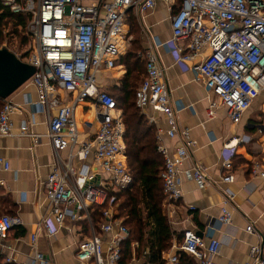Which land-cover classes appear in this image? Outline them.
<instances>
[{
  "label": "built area",
  "instance_id": "obj_1",
  "mask_svg": "<svg viewBox=\"0 0 264 264\" xmlns=\"http://www.w3.org/2000/svg\"><path fill=\"white\" fill-rule=\"evenodd\" d=\"M159 2L170 6L172 37L159 46L154 42L145 53L147 76L136 93V106L149 124L156 126L157 150L165 162L161 174L164 195L167 202H178L182 200L179 176L191 158L189 150L195 141L190 130L180 129L176 120L158 48L171 52L175 64L192 71L196 81L218 98L231 122L239 124L264 92V0H2L3 7L12 14L30 17L25 32L31 42L29 51H23L24 56L27 52L29 56L13 52L5 44L0 49L9 50L36 69L28 83L38 93L35 106L47 116L45 137L56 158L44 189L49 211L31 238L33 249L39 233L44 231L54 237L66 220H86L90 236L78 242V263L120 264L122 243L129 237V230L114 219V199L110 200L99 229L89 212L91 206L104 205L109 193L127 188L133 180L125 154L122 112L115 99L101 89L98 77L113 71L116 62L126 53L128 21L132 17L139 21ZM173 8L176 10L172 11ZM85 101L95 105L99 129L93 138L79 143L75 110ZM17 110V106L6 101L0 112V137L15 136L11 116ZM148 111L162 114L169 129H160L157 119ZM207 114L215 117L214 104ZM164 133L170 139H179L180 145L173 154L162 143ZM18 135L37 143L42 138L33 134L27 124L20 128ZM249 141L247 137H234L224 145V184L234 183L232 159L239 146ZM68 149L73 151L69 160L63 162L60 153ZM76 159L96 162L106 182L99 184V188L81 186L80 178L93 181L94 176L87 169L78 172L73 164ZM9 170L10 163L0 157V172ZM190 172L196 182L206 181L202 166L196 165ZM253 174L264 179L260 164L254 165ZM0 186H4L3 181ZM224 195L218 224L230 226L234 216L230 202L234 196L229 189H225ZM22 225L20 218L0 216V241H6L9 232ZM246 230L252 232V227ZM136 247L138 243H133V249ZM220 249L219 241L207 243L195 231L187 230L183 242L179 245L173 242L164 260L165 264H180L179 253L183 252L198 264H217L214 258ZM4 250L12 251L10 247H0V258L5 264L14 263L11 256H3ZM250 252L256 264H264V249L252 247ZM133 263L143 264L135 260Z\"/></svg>",
  "mask_w": 264,
  "mask_h": 264
},
{
  "label": "crops",
  "instance_id": "obj_2",
  "mask_svg": "<svg viewBox=\"0 0 264 264\" xmlns=\"http://www.w3.org/2000/svg\"><path fill=\"white\" fill-rule=\"evenodd\" d=\"M170 15V6L159 2L153 11L137 20L144 35L146 52L154 42L159 46L171 39ZM158 53L178 125L180 129L190 130L195 141V146L189 150L191 158L184 164L179 176L182 200L165 201V212L175 235L173 242L181 244L183 239L180 243L179 237L182 238L185 231L193 230L207 243L212 240L221 243L220 252L214 258L217 264H256L250 250L252 247L264 249V179L255 176L253 168L258 163L264 170V102L261 100L264 92L244 114L242 121L235 125L227 117L218 98L204 84L196 81L192 71L175 64L172 53L163 47L158 48ZM205 54L209 52L206 50ZM124 74L125 70L121 69V76L115 80L118 81ZM103 75L100 86L108 91L105 85L110 80L106 74ZM7 101L17 106L18 110L11 116L15 136L0 137V157L10 163L9 171L0 172V181L4 182V186H0V216L20 218L23 225L12 229L6 241H0V247L12 249L4 250L3 256H11L14 259L11 264H79L76 260L78 242L90 236L86 220L76 222L68 219L57 235L49 237L43 231L37 236L36 248L31 246L37 225L49 211L44 189L55 168L56 158L45 137L48 132L47 116L35 106L38 101L36 88L28 83ZM212 104L215 105V117L210 118L207 112ZM96 114L92 101L76 106L79 143L90 140L97 133L99 123ZM148 114L154 115L160 129H169L162 114L151 111ZM24 124L29 125L33 134L42 136L38 143L18 135ZM151 126L157 134L156 126ZM234 137H247L250 141L237 149L232 159L235 181L226 185L223 183L226 173L223 150L224 145ZM162 143L171 154L180 145L179 139H170L165 133ZM72 151L68 149L60 153L61 160L68 161ZM73 164L78 172L87 169L89 175L94 176L93 181L80 178L81 186L99 188V184L106 182L105 174L93 160L81 162L76 159ZM196 165L205 170L206 181L203 183L196 182L190 172ZM225 189H229L234 196L230 202L234 214L230 226L218 224ZM249 226L252 232H247ZM169 252L164 257L167 258Z\"/></svg>",
  "mask_w": 264,
  "mask_h": 264
},
{
  "label": "trees",
  "instance_id": "obj_3",
  "mask_svg": "<svg viewBox=\"0 0 264 264\" xmlns=\"http://www.w3.org/2000/svg\"><path fill=\"white\" fill-rule=\"evenodd\" d=\"M1 2L0 45L4 43L8 28L18 36L22 48L29 45L30 39L22 35L30 20L29 15L12 14ZM143 43V37H137L132 43L133 49L116 62V67L123 68L125 74L118 80V87L108 92L122 112L125 154L133 180L127 188L109 193L104 205H93L89 209L93 224L99 229L105 221L103 214L110 207V200L114 199L113 207L117 209L114 219L129 230V237L122 243L120 264H135L134 260L143 264H165L164 255L171 250L175 237L164 210L166 197L161 174L165 162L157 150L154 127L136 106V93L147 76ZM5 104L0 100V112ZM182 239L179 237L180 243ZM133 243H138V247L133 249ZM179 255L180 264H198L183 252ZM0 264H4L3 258H0Z\"/></svg>",
  "mask_w": 264,
  "mask_h": 264
},
{
  "label": "water",
  "instance_id": "obj_4",
  "mask_svg": "<svg viewBox=\"0 0 264 264\" xmlns=\"http://www.w3.org/2000/svg\"><path fill=\"white\" fill-rule=\"evenodd\" d=\"M36 69L7 49H0V100L6 102L28 84ZM202 236V235H201Z\"/></svg>",
  "mask_w": 264,
  "mask_h": 264
},
{
  "label": "rangeland",
  "instance_id": "obj_5",
  "mask_svg": "<svg viewBox=\"0 0 264 264\" xmlns=\"http://www.w3.org/2000/svg\"><path fill=\"white\" fill-rule=\"evenodd\" d=\"M131 25H133V27H131ZM11 31H12V29H9V28L6 30V34H5L6 36H5V40H4L3 44H5L6 47H8L11 51L16 52V53L21 54V55L23 54V51L24 52L29 51L30 43H29V45L27 44V45H25L22 48L21 45H20L21 43H20V40H19L18 36L12 34ZM22 35L26 36L27 38H29V36L26 34V32H23ZM140 36L142 37L144 35H143L142 31H141V28H140V25H139V23L137 21V18L133 17V18H131V20L128 21V37H127L126 53L133 49V46H132L133 41L136 40L137 37H140ZM30 42H31V40H30ZM121 69L124 70L123 68L116 67V69L114 71H111L110 73L105 75L106 78L110 80L108 82V84L105 85V86H108V91L107 92H111L113 90V88L118 87V81H116L115 78L118 77V76H121L120 75ZM102 77H104V75L98 77V84L102 83L101 82ZM119 78H121V77H119ZM101 89H104V88L101 87ZM113 92H115V90ZM117 94H118V92H117ZM261 100L264 102V94L262 95V99ZM115 209H116V207L114 208V211H113L114 214H115ZM164 210H165V207H164Z\"/></svg>",
  "mask_w": 264,
  "mask_h": 264
}]
</instances>
